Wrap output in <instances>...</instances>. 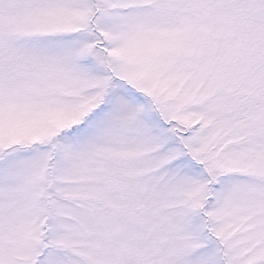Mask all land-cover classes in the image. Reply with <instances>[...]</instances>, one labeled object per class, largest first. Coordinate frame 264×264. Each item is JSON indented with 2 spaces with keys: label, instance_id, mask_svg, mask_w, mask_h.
Instances as JSON below:
<instances>
[{
  "label": "snow or ice",
  "instance_id": "6c2138e0",
  "mask_svg": "<svg viewBox=\"0 0 264 264\" xmlns=\"http://www.w3.org/2000/svg\"><path fill=\"white\" fill-rule=\"evenodd\" d=\"M0 264H264V0H0Z\"/></svg>",
  "mask_w": 264,
  "mask_h": 264
}]
</instances>
